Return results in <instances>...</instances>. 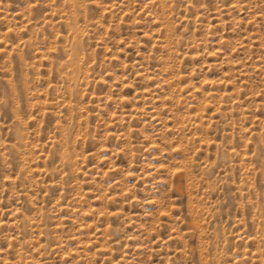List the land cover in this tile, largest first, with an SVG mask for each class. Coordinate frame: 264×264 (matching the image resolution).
I'll return each instance as SVG.
<instances>
[{
    "label": "rangeland",
    "instance_id": "obj_1",
    "mask_svg": "<svg viewBox=\"0 0 264 264\" xmlns=\"http://www.w3.org/2000/svg\"><path fill=\"white\" fill-rule=\"evenodd\" d=\"M0 264H264V0H0Z\"/></svg>",
    "mask_w": 264,
    "mask_h": 264
}]
</instances>
